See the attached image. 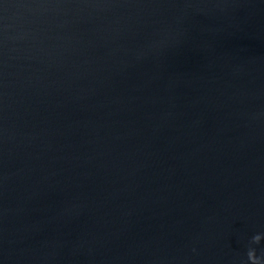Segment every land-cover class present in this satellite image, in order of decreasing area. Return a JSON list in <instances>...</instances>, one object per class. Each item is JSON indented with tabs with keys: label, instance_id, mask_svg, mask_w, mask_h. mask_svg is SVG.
Segmentation results:
<instances>
[{
	"label": "water",
	"instance_id": "obj_1",
	"mask_svg": "<svg viewBox=\"0 0 264 264\" xmlns=\"http://www.w3.org/2000/svg\"><path fill=\"white\" fill-rule=\"evenodd\" d=\"M264 0H0V264L264 257Z\"/></svg>",
	"mask_w": 264,
	"mask_h": 264
},
{
	"label": "clouds",
	"instance_id": "obj_2",
	"mask_svg": "<svg viewBox=\"0 0 264 264\" xmlns=\"http://www.w3.org/2000/svg\"><path fill=\"white\" fill-rule=\"evenodd\" d=\"M262 238L264 237H262L261 235L254 236L253 243H259ZM248 257L251 264H264V257H258L254 248L249 249Z\"/></svg>",
	"mask_w": 264,
	"mask_h": 264
}]
</instances>
